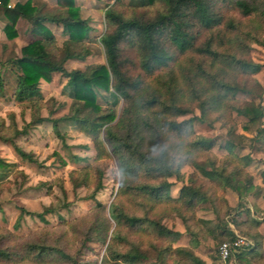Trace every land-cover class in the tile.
Returning <instances> with one entry per match:
<instances>
[{"label": "trees", "instance_id": "obj_1", "mask_svg": "<svg viewBox=\"0 0 264 264\" xmlns=\"http://www.w3.org/2000/svg\"><path fill=\"white\" fill-rule=\"evenodd\" d=\"M57 1L68 11L42 16L33 0L14 5V0H0L8 42L20 37V21L28 23L20 56L0 58V99L8 98L4 72L10 70L15 82L11 97L32 110V120L22 129L14 115L9 125L0 117V142L34 162L15 141L29 127L50 121L64 142L59 124L73 123L93 136L96 151L93 163L73 156L75 164L86 163L69 173L74 196L85 189L84 199L96 201L112 157L118 165L119 189L110 207L97 203L85 217L40 228L28 237L0 228V264H94L79 260L89 245L105 251L103 264H141L148 260L149 249L158 253L161 264H206L196 254L204 234L197 222L198 207L210 204L222 236L235 240L227 218L236 209L219 192L229 189L237 194L238 208L250 196L264 200V172L256 185L248 172L252 158L235 152L238 138L249 140L253 148L264 145V105L255 101L264 97L255 78L263 66L252 59L253 46H264V0H115L105 8L106 31L99 38L106 64L73 71L65 64L84 62L92 55L89 44L95 42L96 27L82 19L76 0ZM48 24L62 27L69 38L60 43ZM8 48L6 43L0 46V55ZM182 58H187L185 64ZM56 75L67 79L62 94L72 100L70 113L61 119L52 114L44 118L41 113L48 104L41 83L52 82ZM196 110L199 118L180 121ZM234 114L246 120L243 130L252 138L236 135ZM212 118L228 128L230 139L219 146L227 153L222 160L212 152L213 141L195 131L198 119ZM62 165L67 163L62 160ZM187 166L205 179L207 191L192 180L173 197L171 179L184 183L182 170ZM8 167L0 158V171ZM59 187L67 195L62 181ZM51 211L32 214L21 208L22 215L38 217L46 225L45 214ZM175 219L181 220L190 238L187 247L174 248L182 234L163 223ZM231 221L254 240V246L235 251L228 261L264 264L259 223L252 217ZM19 225L20 219L15 228ZM211 258L212 264L220 259Z\"/></svg>", "mask_w": 264, "mask_h": 264}, {"label": "rangeland", "instance_id": "obj_2", "mask_svg": "<svg viewBox=\"0 0 264 264\" xmlns=\"http://www.w3.org/2000/svg\"><path fill=\"white\" fill-rule=\"evenodd\" d=\"M84 7V18H92L96 27L95 42L90 45L93 52L85 62H67L65 67L69 71L84 69L89 65L106 64V56L99 38L106 31L104 11L108 4L115 3V0H81ZM44 0H38L37 4L43 3ZM47 2L55 3L56 0H47ZM128 3V1H126ZM93 6V8L91 7ZM95 6V8H94ZM97 7V8H96ZM94 10V11H93ZM6 21L0 18V46L6 43L9 48L2 55L1 59H7L12 56H19L22 46L25 45L23 38L17 39L15 42H8L6 35L3 32V27ZM25 24L20 26V31L23 33ZM60 43L64 42L68 36L63 33L60 28H52ZM64 53L61 52L60 59L63 60ZM252 59L254 62L263 66L262 71L255 76L256 80L264 89V46H253ZM187 58H182L181 63L185 64ZM7 82V100L0 99V117L4 118L7 124H10V115H14L20 129L24 128L32 120V110L27 105L17 103L11 96L15 87L14 74L4 72ZM67 79L61 75H56L52 82H42L41 90L45 96V101L48 104L41 115L48 118L61 119L70 113L72 100L63 96V87L66 85ZM241 100H252L251 97L241 96ZM257 104L264 105V97L262 100L255 99ZM194 116L200 117V112L196 110L193 115H188L180 119L187 120ZM235 132L237 136L252 138L254 135L243 130V124L246 122L234 114ZM62 135L65 136L64 142L57 138L53 131L52 122L46 121L41 126L35 125L29 127L26 135L19 137L15 143L26 154L30 155L32 162L20 157L11 145L0 142V158L9 164L5 172L0 171L1 189H0V228L7 230L19 237H28L40 228L55 227L63 220L72 222L78 218L85 217L96 208L97 203L111 206L119 189V171L118 165L114 157L109 161V167L106 170L103 184V190L97 195L96 201H87L85 196L87 191L80 189L77 196H74L69 183V173L85 166L86 163L75 164L73 156L87 158L88 163H93L96 156V151L93 145V136L86 131L80 129L77 125L66 121H61L59 124ZM195 131L198 135L211 139L215 145L212 151L219 160H222L227 153L219 148L230 139L228 136V128L221 123L215 121L214 118L206 121L197 120L195 122ZM236 139V138H235ZM238 147L235 152L238 156H250L253 160L248 168V172L252 175L254 183L260 184L262 181V173L264 172V145L255 144L249 140L241 141L236 139ZM81 145H88L89 150L80 148ZM62 160L67 163L62 165ZM185 180L184 183L174 182L172 196L178 197L180 189L183 185L191 184L199 188L203 193L207 191L205 179L191 167H185L182 170ZM63 182L67 195L59 187V182ZM229 204L231 208L236 209L230 217L227 218V225L235 235L247 237L252 242V238L241 232L232 223L233 218L240 217V221L247 222L250 217L254 218L258 223V232L264 237V200L255 199L250 196L243 202L241 208H238V195L229 189H224L219 192ZM21 208L32 214H42L46 209L51 208V213H46L45 218L48 224L35 216H29L21 212ZM238 214H242L238 216ZM20 219L19 229L15 228ZM197 222L200 228L204 231L199 238L198 252L204 257L211 255L219 257V247L223 241L227 239L222 236V231L218 227L214 211L210 204H202L197 209ZM164 225L175 231L181 229L184 231V236L173 244L174 248L187 247L190 238L185 232V227L181 220H165ZM196 250V251H197ZM105 251L97 245H89L79 257V260L94 264H103ZM197 254V252H196ZM148 260L141 264H161L158 262V253L149 249L147 254ZM211 263V261H209ZM217 264H239L235 259L223 262L217 259Z\"/></svg>", "mask_w": 264, "mask_h": 264}, {"label": "crops", "instance_id": "obj_3", "mask_svg": "<svg viewBox=\"0 0 264 264\" xmlns=\"http://www.w3.org/2000/svg\"><path fill=\"white\" fill-rule=\"evenodd\" d=\"M18 1H26V0H14V2H13V5L16 3V2H18ZM34 1V4L35 5H37V6H39L40 8H41V15L42 16H45V15H49V16H55V15H59V14H62V13H65V12H67L68 11V9H66V8H64V7H62V6H60L59 4H58V1L56 0V2L53 4V3H48L47 2V0H44V2L43 3H41L40 5L39 4H37V1L38 0H33ZM77 1V4H78V6L80 7V9H81V17H82V19H84V20H90L91 21V24H92V26H94L95 27V25H94V22H93V20H92V18H84L83 17V13H84V7H82L83 5V2L81 1V0H76ZM92 8H93V6H91ZM94 8H95V6H94ZM97 8V7H96ZM94 11V10H93ZM22 24H25L26 26H25V28H24V30H23V33L20 31V26L22 25ZM27 27H28V23L25 21V20H22V21H20V23L18 24V30H19V32H20V37L19 38H23V40H24V33H25V31H26V29H27ZM48 27L50 28V30L52 31V33L56 36V34L53 32V30H52V28H60V29H62V31H63V33H64V29L62 28V27H60V26H57V25H53V24H48ZM64 34H66V33H64ZM67 36H68V34H66ZM19 38H17V39H19ZM56 38H57V36H56ZM68 38H69V36H68ZM67 38V39H68ZM16 39V40H17ZM58 39V38H57ZM66 39V40H67ZM15 40V41H16ZM25 41V40H24ZM92 44V43H91ZM91 44H89V48H90V45ZM25 45H26V41H25ZM24 45V46H25ZM23 47V46H22ZM91 49V48H90ZM21 52V51H20ZM21 54V53H20ZM92 54H93V52H92ZM20 56V55H19ZM92 56V55H91ZM91 56H89V57H91ZM88 57V58H89ZM87 58V59H88ZM86 59V60H87ZM85 60V61H86ZM76 62L77 60H70V61H68V62ZM84 61V62H85ZM77 62H82V61H77ZM56 77V76H55ZM54 77V78H55ZM53 78V79H54ZM42 82H45V81H42ZM41 85H42V83H41ZM43 124V123H42ZM38 126H41V124L40 125H38ZM177 232H179L180 234H182V237L184 236V231L183 230H181V229H178V230H176ZM181 237V238H182ZM197 252V255L202 259V260H204L205 262H206V264H212L213 262H212V258H211V255H208V256H202L201 255V253L200 252H198V250L196 251ZM209 261H211V263L209 262Z\"/></svg>", "mask_w": 264, "mask_h": 264}, {"label": "built area", "instance_id": "obj_4", "mask_svg": "<svg viewBox=\"0 0 264 264\" xmlns=\"http://www.w3.org/2000/svg\"><path fill=\"white\" fill-rule=\"evenodd\" d=\"M254 243L247 237L236 235L235 240H226L220 244L219 257L223 262H227L235 251L250 249Z\"/></svg>", "mask_w": 264, "mask_h": 264}]
</instances>
